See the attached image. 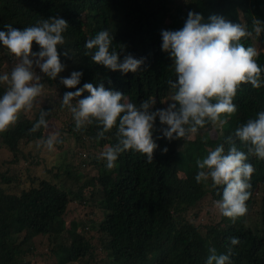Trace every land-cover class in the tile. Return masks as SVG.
<instances>
[{
  "label": "trees",
  "instance_id": "1",
  "mask_svg": "<svg viewBox=\"0 0 264 264\" xmlns=\"http://www.w3.org/2000/svg\"><path fill=\"white\" fill-rule=\"evenodd\" d=\"M190 11L201 14L205 23L219 15L245 24L249 31L254 17L264 22V0H0V31H7L6 24L23 30L53 17L69 25L66 43L58 48L65 71L53 81L37 68L44 95L32 111L22 112L14 126L0 133V264H98L97 247L106 252L103 264H206L209 247L217 254L232 248L231 264H264V160L249 157L255 172L248 213L235 222L214 206L223 186L213 187L211 179L207 186L195 180L197 159L221 144L227 152L229 136L247 153L249 145L236 139L234 131L264 111V85L239 86L233 100L238 111L222 129L207 124L194 141H166L155 133L159 147L151 163L129 150L120 154L112 170L98 157L106 145L117 142L116 129L98 140L102 129L97 124L78 132L72 114L61 107L66 92L85 83H103L136 105L151 96L157 108H166L160 101L167 102L173 91L167 81H175L176 75L173 60L162 50L161 31L183 28ZM101 30L115 37L112 48L117 52L123 45L125 53L145 59L140 71L113 72L84 55L86 41ZM241 43L257 49V63L264 69V32L257 36L253 31ZM39 50L34 43L33 51ZM15 59L0 43V75L10 74ZM73 71L83 75L77 88L69 89L60 79ZM6 90L0 83V96ZM88 95L84 92L81 99ZM43 110L52 111L46 117L51 125L55 120L62 124L58 130L64 143L55 147L74 144V150L64 151L70 159L57 166L46 163L41 157L45 149L35 143L46 130L30 133ZM204 215L211 220L201 222ZM232 238L240 244L233 246Z\"/></svg>",
  "mask_w": 264,
  "mask_h": 264
},
{
  "label": "clouds",
  "instance_id": "2",
  "mask_svg": "<svg viewBox=\"0 0 264 264\" xmlns=\"http://www.w3.org/2000/svg\"><path fill=\"white\" fill-rule=\"evenodd\" d=\"M252 25L257 36L264 32V22L259 18L254 17ZM4 27L7 31H0V43L16 59L10 74L0 75V83L7 85L0 96V133L14 126L22 112L32 111L38 98L44 95L45 84L37 68L53 81L65 71L58 48L66 43L64 33L69 25L63 18L53 17L23 30L11 24ZM253 31L245 24L232 23L219 15L210 16L205 23L201 14L190 11L183 28L161 31L162 50L173 60L176 75L175 81H167L173 90L167 102L160 101L166 108H157V99L151 96L136 105L130 102L128 95L109 90L103 83L99 87L85 83L82 89L66 92L61 107L72 114L78 132L95 123L102 129L97 133L100 140L106 138L105 133L116 129L117 142L106 145L98 157L106 161L108 170L114 169L120 154L129 150L145 155L151 163L159 147L155 133H161L166 141H194L198 131L207 124L222 129L228 124V117L238 111L233 100L239 86L250 83L260 89L264 85V69L257 63V49L241 43L252 37ZM114 39L110 31L101 30L86 41L88 51L84 55L90 57L92 63L113 72L135 74L140 71L145 59L125 53L123 45L117 52L112 48ZM34 43L39 45L38 52L33 51ZM63 55L67 58L69 50ZM82 75L73 71L70 77L61 78L60 83L69 89L77 88ZM84 92L90 95L81 99ZM51 112L41 111L39 120L30 130V133L46 130L47 135L35 143L50 152L64 143L59 130L51 129V121L46 119ZM234 136L249 145L247 153L238 150L235 140L229 136L227 152L221 144L205 158L197 159L199 171L195 176L197 183L205 186L209 179L213 187L223 186L222 198L216 200L214 206L233 222L248 213L246 202L251 197L250 181L255 172L248 162L249 157L264 160V111L237 127ZM167 152L165 147L163 153ZM231 244L239 245L240 240L232 238ZM208 252L206 264H231L232 248L227 254H217L215 247H209Z\"/></svg>",
  "mask_w": 264,
  "mask_h": 264
},
{
  "label": "rangeland",
  "instance_id": "3",
  "mask_svg": "<svg viewBox=\"0 0 264 264\" xmlns=\"http://www.w3.org/2000/svg\"><path fill=\"white\" fill-rule=\"evenodd\" d=\"M53 123H54V126L51 125L50 126L51 129H59V127L62 126V124H59L58 120H55ZM63 127H65V126H63ZM212 137L213 138L216 137V134L214 133V131L212 133ZM73 148H74V144L72 142H69L68 147L65 149L64 148L59 149V148L55 147V151H51V152L45 149L43 151V153L41 154V157L46 161L47 164H54L55 166H57L58 163L61 164L63 161L70 159L69 156L65 155L64 151L74 150ZM205 213H206V210H203L202 214H205ZM211 218L212 217H208L207 215H204L203 217H201V222H207L208 220H211ZM92 238H93L94 243H96L97 239H98V235L93 233ZM95 256L97 257L98 264H103V262L105 260H107L106 252L100 250V247H97Z\"/></svg>",
  "mask_w": 264,
  "mask_h": 264
}]
</instances>
